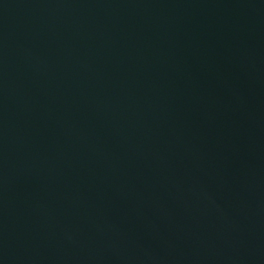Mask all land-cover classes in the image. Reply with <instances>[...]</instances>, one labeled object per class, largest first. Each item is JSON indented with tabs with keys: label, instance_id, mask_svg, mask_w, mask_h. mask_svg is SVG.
Instances as JSON below:
<instances>
[{
	"label": "water",
	"instance_id": "95a60500",
	"mask_svg": "<svg viewBox=\"0 0 264 264\" xmlns=\"http://www.w3.org/2000/svg\"><path fill=\"white\" fill-rule=\"evenodd\" d=\"M0 264H264V0H0Z\"/></svg>",
	"mask_w": 264,
	"mask_h": 264
}]
</instances>
